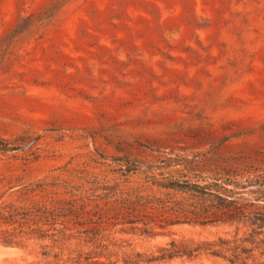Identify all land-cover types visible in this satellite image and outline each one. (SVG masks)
<instances>
[{"label": "rangeland", "instance_id": "obj_1", "mask_svg": "<svg viewBox=\"0 0 264 264\" xmlns=\"http://www.w3.org/2000/svg\"><path fill=\"white\" fill-rule=\"evenodd\" d=\"M178 171L264 175V0H0V264H236L167 256L251 238L158 221Z\"/></svg>", "mask_w": 264, "mask_h": 264}, {"label": "trees", "instance_id": "obj_2", "mask_svg": "<svg viewBox=\"0 0 264 264\" xmlns=\"http://www.w3.org/2000/svg\"><path fill=\"white\" fill-rule=\"evenodd\" d=\"M187 167V165H186ZM225 176H202L185 172L163 175L159 179L151 177V184L165 190L164 197L157 198L155 217L158 221L168 224L216 222H238L251 227L249 243L251 247L243 246L238 239L228 240L219 237L217 241L205 242L204 246L195 249L179 250L173 247L166 253L174 255L190 254L199 249L208 251L211 255L225 257L236 264H264V240L255 241V235L264 230V175L240 179L239 172H225ZM153 200V199H152ZM151 200V201H152ZM260 204V205H259ZM34 212H40L39 214ZM45 213L39 208L27 209L14 204L0 205V245L12 246L20 244L21 228L30 216ZM13 230L3 229L2 226H13ZM146 224V223H145ZM15 228H20L16 231ZM230 243L233 245L230 246ZM235 243V244H234ZM250 261V262H249Z\"/></svg>", "mask_w": 264, "mask_h": 264}]
</instances>
